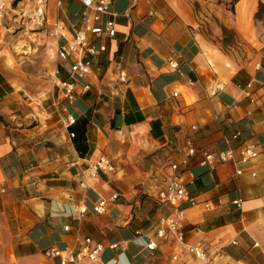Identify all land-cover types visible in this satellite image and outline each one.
Here are the masks:
<instances>
[{"label": "crops", "instance_id": "crops-1", "mask_svg": "<svg viewBox=\"0 0 264 264\" xmlns=\"http://www.w3.org/2000/svg\"><path fill=\"white\" fill-rule=\"evenodd\" d=\"M54 1L49 0L46 15L68 27L81 26L79 1L66 0L59 8ZM262 4L114 0L116 35L99 57L101 71L95 68L86 80H75L73 104L59 89L70 78L69 63L59 59L54 105L62 118L76 117L69 129L84 140V154L69 135L72 147L56 154L43 141L26 144L0 137V264H59L44 251L66 249L84 237L121 244L89 264H201L185 252L174 260L168 245L147 248L159 217L171 210L157 193L172 174L171 164L188 156V140L197 152L189 157L183 179L211 209L186 210L187 240L214 253L210 264H264ZM225 30L234 33L235 42H226ZM170 61H177L178 68H171ZM251 80L254 103L243 93ZM178 88L185 97L173 96ZM237 132L239 138L232 139ZM244 142L255 143L259 156L242 165L241 175L233 162L200 165L201 149L219 151ZM101 156L112 160L115 172L91 179L89 165ZM166 156L172 159L167 173ZM115 193L119 197L108 201L105 213L93 211ZM81 205L88 207L83 216Z\"/></svg>", "mask_w": 264, "mask_h": 264}, {"label": "built area", "instance_id": "built-area-1", "mask_svg": "<svg viewBox=\"0 0 264 264\" xmlns=\"http://www.w3.org/2000/svg\"><path fill=\"white\" fill-rule=\"evenodd\" d=\"M14 0H0V15L12 4ZM22 1V0H18ZM33 4L34 15L40 22L46 19V9L49 0H23ZM81 3L84 12L81 15L80 27H68L60 19L55 22V33L57 39V56L60 60L67 61L70 66V78L59 84L62 97L68 104H73L76 100V79H85L96 68L101 71L99 57L108 50L107 40L116 35V22L112 5L114 0H77ZM64 0H57V7H61ZM169 66L173 69L178 68L177 61H170ZM193 84L192 81L189 82ZM90 83H83V90L88 91ZM243 93L251 103L256 101L254 97L253 80L248 82L243 88ZM183 95L181 88L174 91L173 96ZM184 96V95H183ZM185 97V96H184ZM63 122L68 132L69 138L76 137V133L69 128L76 123V117L71 114L63 116ZM192 129L197 130V125H192ZM240 132L235 133L232 139H238ZM187 157L180 162L171 164L172 174L166 185L157 193V199L161 204L171 207L170 213L160 216L155 227V238L149 237L147 248L150 251H156L162 245H168L174 248L173 259H178L180 253L192 255L200 262H211L214 259V253L208 251L202 246L191 244L184 231V221L186 220V210L188 208L202 205L204 209H211V205L206 202H200L198 196L189 187L187 181L183 179V172L189 162V157L196 154L197 149L192 141H187ZM203 159L201 166L210 167L214 163L225 164L233 162L236 166L237 175L243 173L242 165L255 160L259 156L258 146L253 142H244L238 146H229L224 150L212 151L206 148L200 150ZM115 165L107 156H101L89 165L88 175L91 179H98L100 175H109L115 172ZM255 175V173H253ZM85 183L82 182L81 185ZM118 194H113L109 200L101 199L93 206V211L99 214L105 213L108 201L114 202L118 199ZM238 207H241V200L234 201ZM88 210L86 205H81L78 212L83 216ZM69 227L66 226L65 230ZM140 232H137L139 235ZM159 241H158V240ZM236 244V241H233ZM258 246L259 243H255ZM120 243H110L108 245L94 241L91 237L78 239L74 245L66 249H60L52 246L44 251L47 258H58L59 264H89L101 260L102 254L107 249H118Z\"/></svg>", "mask_w": 264, "mask_h": 264}, {"label": "rangeland", "instance_id": "rangeland-1", "mask_svg": "<svg viewBox=\"0 0 264 264\" xmlns=\"http://www.w3.org/2000/svg\"><path fill=\"white\" fill-rule=\"evenodd\" d=\"M33 8L31 2L15 0L0 16V137L26 144L43 141L56 154L72 147L54 105L60 62L54 25L59 19L47 13L40 22ZM259 17L264 18V8ZM224 33L226 42H235L231 30ZM171 160L165 157L166 173Z\"/></svg>", "mask_w": 264, "mask_h": 264}, {"label": "trees", "instance_id": "trees-1", "mask_svg": "<svg viewBox=\"0 0 264 264\" xmlns=\"http://www.w3.org/2000/svg\"><path fill=\"white\" fill-rule=\"evenodd\" d=\"M263 8H264V5L263 4L260 5L258 16ZM76 145H77V150L80 152V154H84V149H85L84 140L81 137L80 139H77V135H76Z\"/></svg>", "mask_w": 264, "mask_h": 264}, {"label": "bare ground", "instance_id": "bare-ground-1", "mask_svg": "<svg viewBox=\"0 0 264 264\" xmlns=\"http://www.w3.org/2000/svg\"><path fill=\"white\" fill-rule=\"evenodd\" d=\"M0 16H2V15H0Z\"/></svg>", "mask_w": 264, "mask_h": 264}]
</instances>
